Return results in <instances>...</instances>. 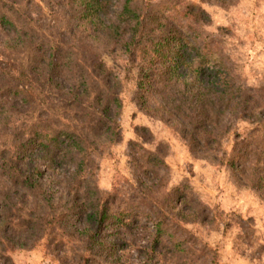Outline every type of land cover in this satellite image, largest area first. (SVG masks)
<instances>
[{
  "label": "trees",
  "instance_id": "16d2710c",
  "mask_svg": "<svg viewBox=\"0 0 264 264\" xmlns=\"http://www.w3.org/2000/svg\"><path fill=\"white\" fill-rule=\"evenodd\" d=\"M36 5L0 0V259L67 240L76 264H215L178 232L212 211L187 184L168 185L149 128L136 126L127 144L128 194L101 195L92 152L121 140L127 80L141 111L172 124L193 157L217 160L234 119L264 118V85L242 83L203 32L210 17L199 2L48 0L66 18L56 38ZM227 166L264 199V133L236 138Z\"/></svg>",
  "mask_w": 264,
  "mask_h": 264
},
{
  "label": "rangeland",
  "instance_id": "374dc122",
  "mask_svg": "<svg viewBox=\"0 0 264 264\" xmlns=\"http://www.w3.org/2000/svg\"><path fill=\"white\" fill-rule=\"evenodd\" d=\"M139 1L144 5L160 0ZM191 1L199 2L208 13L210 21L202 30L219 41L240 73L242 83L248 88L263 86L264 0ZM33 2L37 5L32 15L40 14L44 33L56 38L66 18L54 12L48 0ZM23 61L24 56H18L19 64ZM134 90L132 80H127L121 93V140L92 152L93 180L101 195L113 189L128 194L132 171L127 144L136 137L135 127L145 126L153 134L147 146L160 145L162 149L168 165V185L187 184L212 211L211 221L189 223L178 231L195 249L198 260L210 263L213 259L215 264H264V199L236 181L227 166L234 140L261 136L264 118L256 115L253 119H234L231 130L222 139L220 160L212 155L193 157L172 124L138 108L133 99ZM63 243V247H57L41 241L32 248L12 249L7 252L10 262L6 264H76L77 245L67 240ZM0 264L5 263L0 259Z\"/></svg>",
  "mask_w": 264,
  "mask_h": 264
}]
</instances>
